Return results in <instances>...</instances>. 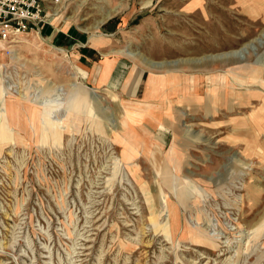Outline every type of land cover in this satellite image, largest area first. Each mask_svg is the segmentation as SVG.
<instances>
[{"label": "rangeland", "instance_id": "1", "mask_svg": "<svg viewBox=\"0 0 264 264\" xmlns=\"http://www.w3.org/2000/svg\"><path fill=\"white\" fill-rule=\"evenodd\" d=\"M53 7L0 43V264H264V0Z\"/></svg>", "mask_w": 264, "mask_h": 264}, {"label": "built area", "instance_id": "2", "mask_svg": "<svg viewBox=\"0 0 264 264\" xmlns=\"http://www.w3.org/2000/svg\"><path fill=\"white\" fill-rule=\"evenodd\" d=\"M61 0H0V43L15 41L30 31L39 30L52 15L50 7Z\"/></svg>", "mask_w": 264, "mask_h": 264}, {"label": "crops", "instance_id": "3", "mask_svg": "<svg viewBox=\"0 0 264 264\" xmlns=\"http://www.w3.org/2000/svg\"><path fill=\"white\" fill-rule=\"evenodd\" d=\"M60 36H61L60 39L61 38L67 39V37L73 38L72 35H67V33H63V32ZM98 49L99 48L97 47H93V45H82V49H79L78 51L79 64L84 65L85 67H87V69H89L88 70L89 72L88 84L91 86L96 85V84H93V79H95L94 77H96L95 74H97L98 65L101 68V70H99V74L103 75L102 81H100L98 85L107 84L108 82H110V79L113 73L112 69H113L114 64L112 61H109V60H107L106 62L98 61V59H100L99 54H101ZM93 64H94V67H93Z\"/></svg>", "mask_w": 264, "mask_h": 264}, {"label": "bare ground", "instance_id": "4", "mask_svg": "<svg viewBox=\"0 0 264 264\" xmlns=\"http://www.w3.org/2000/svg\"><path fill=\"white\" fill-rule=\"evenodd\" d=\"M57 9V8H56ZM57 11V10H56ZM50 12H51V14L52 15H54V12H55V7H50ZM57 14V13H56ZM58 50H61V49H58ZM130 55H136V53L135 54H133V53H129ZM230 54H232V55H235L236 54V52H232V53H230ZM219 56H223V58H225V56H227V54H224V55H218V56H216V57H219ZM228 56H229V54H228ZM234 58H235V56H234ZM173 63V62H172ZM174 63H176V62H174ZM154 66H159V65H162V64H157V63H152Z\"/></svg>", "mask_w": 264, "mask_h": 264}]
</instances>
